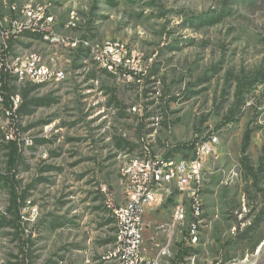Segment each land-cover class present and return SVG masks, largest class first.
I'll return each mask as SVG.
<instances>
[{
    "label": "rangeland",
    "instance_id": "rangeland-1",
    "mask_svg": "<svg viewBox=\"0 0 264 264\" xmlns=\"http://www.w3.org/2000/svg\"><path fill=\"white\" fill-rule=\"evenodd\" d=\"M31 4L45 7L64 41L17 27ZM12 29L9 67L36 54L64 73L35 89L12 74L16 90L26 88L38 103L23 111L19 127L0 102V264H116L113 208L126 198L123 167L172 149V157L188 158L214 136L197 193L195 251L174 262L187 235L179 229L170 241L175 204L184 202V226L193 219L187 196L174 191L145 214V254L165 251L162 264H264V173L254 185L240 162L247 127L255 165L262 154L264 84L246 94L237 121L223 124L237 77L264 68V0H0V62ZM108 39L126 45L122 70L95 58ZM17 133L15 179L27 204L20 226L7 212L11 174L2 137Z\"/></svg>",
    "mask_w": 264,
    "mask_h": 264
},
{
    "label": "built area",
    "instance_id": "built-area-1",
    "mask_svg": "<svg viewBox=\"0 0 264 264\" xmlns=\"http://www.w3.org/2000/svg\"><path fill=\"white\" fill-rule=\"evenodd\" d=\"M23 13L25 22L17 27L30 25L31 30L42 32L46 40L64 41L54 32L55 20L45 13V7H36L31 4V6H24ZM126 57L127 52L124 48L112 45V39H109V45H101L95 55L101 67L110 71L125 66ZM9 69L19 80L33 84H46L51 80H58L63 77L64 73L61 70L53 71L36 54H31L24 63H18ZM34 76H41V83H34ZM12 98L18 105L20 95L16 94ZM216 140L214 136L199 143L194 154L188 158H164L158 154L149 155L144 159L131 160L130 166L123 167L122 174H126V182H124L126 198L124 204L113 208L114 219L122 218V226H116L115 233L116 240L120 241V249L111 253L116 264H162L165 261V251L151 256L145 254V214L149 207L160 206L164 198L174 191L187 196L188 203L192 205L193 219H190L187 226H184L188 220L183 211L184 202L180 201L175 204L173 224L169 230L170 241L177 230L187 229V237L178 242L184 241V245L192 246L193 232L200 231L199 217L202 199L197 193L202 187L207 169L206 164L213 152L212 142ZM184 162H192V172H185ZM173 174L182 175V184L173 183ZM187 182H195V191H187Z\"/></svg>",
    "mask_w": 264,
    "mask_h": 264
},
{
    "label": "trees",
    "instance_id": "trees-1",
    "mask_svg": "<svg viewBox=\"0 0 264 264\" xmlns=\"http://www.w3.org/2000/svg\"><path fill=\"white\" fill-rule=\"evenodd\" d=\"M215 20H218L216 18ZM25 33L31 36H39L44 38L43 33L39 31H33L31 29H21ZM16 29L10 30L5 44H3L2 50V61L0 62V95L2 99L0 102L3 104L5 111L11 117L13 123L19 127V120L22 116L23 111L28 107L31 101L37 103V100H32L29 96V92L26 88L20 93L16 90V87L11 83L12 73L10 72L8 62L5 60L8 52L13 47L14 37ZM118 69H124V66H120ZM130 73H133L132 71ZM29 88H38L44 84H33L27 83ZM259 84H264V68L253 71L252 73H244L237 77L236 91H235V103L227 111L224 116L223 124H229L237 121L238 117L242 113V106L245 105L246 94L254 89ZM31 85V86H30ZM19 94L20 101L18 105L14 103L12 96ZM38 104V103H37ZM253 128L247 127L244 131L242 142H241V166L245 174L253 179V184L257 185L260 181V176L264 173V143L262 146V154L259 157L258 164L255 165L249 155V149L252 142ZM8 134H2L3 140H5V147L9 150L8 152V164L11 177H7L11 181V188L8 196L7 212L13 217V223L15 226H20L21 211L27 206L25 200L26 196L19 191V183L15 179V174L18 172V165L21 160V144L19 134H15V137L7 138ZM183 144L182 146H186ZM197 146V145H196ZM195 146V148H196ZM180 147V146H179ZM189 147H194L192 144ZM194 148V152H195ZM176 149L169 150L165 153L164 158L173 156V151ZM194 154V153H193ZM173 197L169 198L172 201ZM264 216V209L261 211L259 221ZM192 251H195L191 246L184 245V241L177 243V252L174 258V262L182 261Z\"/></svg>",
    "mask_w": 264,
    "mask_h": 264
},
{
    "label": "bare ground",
    "instance_id": "bare-ground-1",
    "mask_svg": "<svg viewBox=\"0 0 264 264\" xmlns=\"http://www.w3.org/2000/svg\"><path fill=\"white\" fill-rule=\"evenodd\" d=\"M104 45H109V39L104 42ZM112 45L122 46L124 50L127 52L125 43L120 40L112 39ZM37 81H41V76H34V82H37ZM128 166H130V164ZM184 170L185 172H192V162H184ZM173 183L182 184V175L173 174ZM187 191H195V182H187ZM183 211L185 212L186 219H187L188 214H187L186 207L184 205H183ZM115 223H116V226H122V218H116ZM185 237H187V235ZM199 242H200L199 231H194L193 236H192V246L197 245ZM119 249H120V241L116 240L115 250H119ZM137 264H145V263H137Z\"/></svg>",
    "mask_w": 264,
    "mask_h": 264
}]
</instances>
